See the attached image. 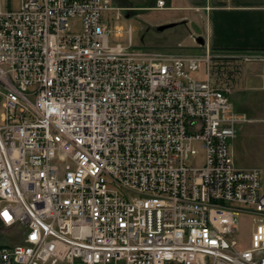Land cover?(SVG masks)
Masks as SVG:
<instances>
[{"label":"built area","instance_id":"2783aa9c","mask_svg":"<svg viewBox=\"0 0 264 264\" xmlns=\"http://www.w3.org/2000/svg\"><path fill=\"white\" fill-rule=\"evenodd\" d=\"M113 10L0 0V224L20 236L0 264H264V168L233 158L248 118L221 59L134 49L132 27L113 45Z\"/></svg>","mask_w":264,"mask_h":264},{"label":"rangeland","instance_id":"374dc122","mask_svg":"<svg viewBox=\"0 0 264 264\" xmlns=\"http://www.w3.org/2000/svg\"><path fill=\"white\" fill-rule=\"evenodd\" d=\"M110 1L115 10L106 12L104 17L108 20L111 27L110 36L113 45L121 43L124 46H128V30L132 27L134 49L166 51L187 56H205V46L197 42L198 34H202L204 31L203 21L198 14L194 16L191 13L180 10H168L170 6L175 4L173 0H166L167 5L164 9H154L158 0ZM20 2L21 0H2V5L4 8L9 7L19 10ZM179 4H182V2L179 1ZM118 13L121 14L122 18L117 19ZM180 16H188L189 18L177 21ZM173 23L178 24L164 31L158 30L161 26ZM117 27H122L125 30L122 37L115 35V28ZM255 64L256 67L263 66L260 63ZM245 67L246 63L241 59L215 60L212 62L214 80L220 85L229 83L235 86L236 77L242 74ZM195 77L202 80L207 79L205 66L201 67ZM262 84V80L256 81L258 91L254 93L255 104L252 107L256 111V115L252 116L254 121L241 125L246 127L245 132L240 134L246 137L247 144L244 143V145L239 146L233 143L231 147L236 165L241 168H264V104L259 103L260 95H264L261 88ZM256 97L258 100H256ZM231 99H233L234 105H239L237 91L233 93ZM239 224L240 234L238 240L242 247H247L250 244V236L253 229L252 220L248 215H243L239 219ZM18 242H20L18 231H13L11 228L0 225V246L15 245Z\"/></svg>","mask_w":264,"mask_h":264},{"label":"crops","instance_id":"0c3cea01","mask_svg":"<svg viewBox=\"0 0 264 264\" xmlns=\"http://www.w3.org/2000/svg\"><path fill=\"white\" fill-rule=\"evenodd\" d=\"M173 3L168 10L199 15L204 31L198 34L197 39H204L203 46L206 49H210L221 60H244L246 67L234 83L240 106L235 105L238 112L247 116L246 123L254 121L252 116L256 115V111L252 107L255 104L254 93L258 91L256 81L259 79L262 80L264 92V0H173ZM188 18L180 16L177 21ZM255 63L263 66L256 67ZM259 103L264 104V95H260ZM245 129L244 126L239 127L238 137L233 142L235 145L247 144L246 137L240 134Z\"/></svg>","mask_w":264,"mask_h":264},{"label":"water","instance_id":"95a60500","mask_svg":"<svg viewBox=\"0 0 264 264\" xmlns=\"http://www.w3.org/2000/svg\"><path fill=\"white\" fill-rule=\"evenodd\" d=\"M176 25H177L176 23L169 24V25H164V26L159 27L158 30H159V31H164L165 29H168V28L174 27V26H176ZM197 41H198V43L201 44V45H204V44H205V41H204V39H202V38H199Z\"/></svg>","mask_w":264,"mask_h":264},{"label":"trees","instance_id":"16d2710c","mask_svg":"<svg viewBox=\"0 0 264 264\" xmlns=\"http://www.w3.org/2000/svg\"><path fill=\"white\" fill-rule=\"evenodd\" d=\"M144 37V36H143ZM0 247H2V246H0Z\"/></svg>","mask_w":264,"mask_h":264}]
</instances>
